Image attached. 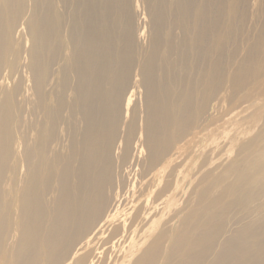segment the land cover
Returning a JSON list of instances; mask_svg holds the SVG:
<instances>
[{
  "label": "bare ground",
  "instance_id": "bare-ground-1",
  "mask_svg": "<svg viewBox=\"0 0 264 264\" xmlns=\"http://www.w3.org/2000/svg\"><path fill=\"white\" fill-rule=\"evenodd\" d=\"M262 76L264 0H0V264H264Z\"/></svg>",
  "mask_w": 264,
  "mask_h": 264
},
{
  "label": "rangeland",
  "instance_id": "rangeland-1",
  "mask_svg": "<svg viewBox=\"0 0 264 264\" xmlns=\"http://www.w3.org/2000/svg\"><path fill=\"white\" fill-rule=\"evenodd\" d=\"M253 4H251V5H249V7H248V15H250L251 14V16H252V14H253V11L255 10L253 7ZM253 8V9H252ZM250 10H251V13H250ZM251 16H248V22L247 23H249V22H251V19L253 20V16L251 17ZM251 17V18H250ZM139 24H141L140 22H139ZM140 27H142V25L140 26ZM16 39H19L18 38V36H16ZM263 77V79L262 78H260L261 80L259 81V83H256V85H252V86H249L248 88H246L245 90H243V91H245V93H247V94H249L250 92H248V91H251V95L250 96H247V94H245V93H243V91H240L241 93H239L238 92V94L236 93L235 94V96L234 97H237V98H232V99H229V98H227L228 96L226 95V98H225V94L223 95V94H220V96L222 95V96H224V98H223V102H222V109H223V111H222V109L220 110V112H219V115L218 116H223V115H226V114H222L225 110V113L226 112H228V114H227V118H223V117H219L220 118V122H221V119L223 120L221 123L219 122V126H222L223 128H226V129H228V128H231L230 126H231V124H234V129H236L237 131H238V133H240V135L238 136V139H240L239 141H242L243 140V138H244V136H246V130L248 129V127L250 128V125L247 123V120L245 119L246 118V116H248V115H251V113H253V111H255L253 114H255V115H257L259 112H260V115L258 114V116L260 117V118H262V117H264V99H263V97H264V76H262ZM259 87H258V86ZM256 87V89L254 88V87ZM262 86V87H261ZM259 88H261V89H259ZM254 91V92H253ZM258 91V92H257ZM254 94H253V93ZM255 92H256V94H255ZM221 93H224L223 91L221 92ZM259 93V94H258ZM253 94V95H252ZM262 94V95H261ZM261 96V97H260ZM242 97H244V98H242ZM245 97H248V99L247 98H245ZM258 97V98H257ZM240 98H242V101H241V99ZM227 99V100H226ZM235 99V100H234ZM239 99H240V101H239ZM245 99V101H246V103H245V101H243ZM249 99H250V101H249ZM257 99V100H256ZM231 100V102L229 103V101ZM261 100V101H260ZM226 101H227V103L229 104H226ZM234 101H236V102H234ZM256 101V102H255ZM257 101H259L260 103H258ZM233 102L234 103H236V104H234L235 106H233ZM255 102V103H254ZM240 103H243V104H241V105H243L242 107H246V106H250V108L247 110V111H243L241 108V106L239 105ZM245 103V104H244ZM251 103H252V105H251ZM254 103V104H253ZM226 104V105H225ZM247 104V105H246ZM250 104V105H249ZM231 105V106H230ZM238 105H239V107H238ZM225 106H228L229 108L227 109V107L225 108ZM233 106V107H232ZM254 107L256 108V109H254ZM238 108V110H236ZM254 109V110H253ZM228 110V111H227ZM234 110V111H233ZM230 111H232V112H230ZM239 111L241 112L242 111V113H239ZM249 111H251L250 113H249ZM258 111V112H257ZM229 112L231 113V114H229ZM248 112V113H247ZM257 112V113H256ZM233 113V114H232ZM235 114V115H234ZM246 114H248V115H246ZM229 116V117H228ZM232 116V117H231ZM230 118H231V120H230ZM242 119V121H241V119ZM240 119V122H238L237 120H239ZM246 121H245V120ZM245 121V122H244ZM231 122H233V123H231ZM229 123H231V124H229ZM245 123H247V124H245ZM260 123V122H259ZM256 124L255 125V127H253L251 130H250V133H249V136H252L253 135V133L255 132H257V130H258V126L260 125V124ZM243 124H245L244 126H242ZM227 126H229L228 128H227ZM236 126V127H235ZM257 129V130H256ZM242 130V131H241ZM256 130V131H255ZM242 133V134H241ZM202 151H201V150ZM204 149V150H203ZM200 151V152H199ZM206 151L207 150H205V148H202V147H200L199 146V144H196V146L194 145V144H192V145H190L189 147H187L186 148V150L184 151V153H183V155H182V159H184L185 157L187 158V164L190 166V168L192 169V172L194 173L196 170H197V168H199L200 166H202V165H205L206 167H209V164L211 163H218V162H222V160H223V162H224V158L227 160H230V159H232L233 157H234V154H233V152L232 151H230V150H225V151H223V153L221 154V157L219 158V156H215V154L214 155H211L212 157V160L210 159V155L208 156V157H206V155H207V153H206ZM191 155V156H186V155ZM196 154H198V155H196L197 157H195V155ZM199 156V157H198ZM194 157H195V159H194ZM203 158V159H201V162H200V159L199 158ZM198 158V159H197ZM219 158V159H218ZM230 158V159H229ZM215 159H217V160H215ZM196 160H198L197 162H194V161H196ZM225 160V161H226ZM190 162L191 163H193V164H190ZM205 162V163H204ZM213 164V165H214ZM198 181H200L199 180V178H196V180H195V184L198 182Z\"/></svg>",
  "mask_w": 264,
  "mask_h": 264
}]
</instances>
